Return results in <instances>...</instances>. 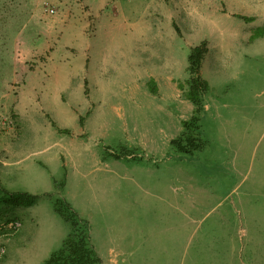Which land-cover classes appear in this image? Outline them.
Wrapping results in <instances>:
<instances>
[{"label":"rangeland","instance_id":"1","mask_svg":"<svg viewBox=\"0 0 264 264\" xmlns=\"http://www.w3.org/2000/svg\"><path fill=\"white\" fill-rule=\"evenodd\" d=\"M103 1L0 0V264L60 250L59 203L102 264H264V0Z\"/></svg>","mask_w":264,"mask_h":264},{"label":"trees","instance_id":"2","mask_svg":"<svg viewBox=\"0 0 264 264\" xmlns=\"http://www.w3.org/2000/svg\"><path fill=\"white\" fill-rule=\"evenodd\" d=\"M208 52V43L204 42L202 45L193 48L190 56L192 78L188 83L187 95L196 106V111L199 114L205 108V95L210 89V83L201 76L202 65ZM184 88V84H182L181 89ZM195 120H198V118L195 117ZM194 124L199 128L198 121H186V130L183 135L173 140V143L182 151L191 152L192 148L198 147L195 143L196 138L192 137L190 132V127ZM36 198L32 194H18L9 197L8 201L15 205H32L35 203ZM56 211L66 221L72 223L73 229L60 250L54 253L46 261V264H102V258L91 243L89 222L82 219L68 203H65V205L57 204Z\"/></svg>","mask_w":264,"mask_h":264},{"label":"built area","instance_id":"3","mask_svg":"<svg viewBox=\"0 0 264 264\" xmlns=\"http://www.w3.org/2000/svg\"><path fill=\"white\" fill-rule=\"evenodd\" d=\"M44 8L47 12L51 13V14H54L56 13V9L55 7H53L52 5H50L48 2H45L44 3ZM12 122L9 121V119L7 117H0V132H3L5 131L11 124ZM21 223L20 222H14V223H11L10 226H8L9 229H13V230H16L20 227ZM4 233H7V232H4Z\"/></svg>","mask_w":264,"mask_h":264},{"label":"crops","instance_id":"4","mask_svg":"<svg viewBox=\"0 0 264 264\" xmlns=\"http://www.w3.org/2000/svg\"><path fill=\"white\" fill-rule=\"evenodd\" d=\"M99 1H101V0H98L97 2H99ZM108 0H106V2H107ZM91 2L95 5L96 4V6H93L94 8H96V9H98V10H101V7L102 6H106V5H99L97 2H96V0H91ZM103 2H105V0L103 1ZM102 9H103V7H102ZM84 38L88 41V42H90L89 41V39H91V37L89 38H87V36L85 35L84 36ZM181 87V86H180ZM181 90V89H180ZM158 91V90H157ZM181 91H184V89H182ZM106 264H109V263H107L106 262Z\"/></svg>","mask_w":264,"mask_h":264}]
</instances>
